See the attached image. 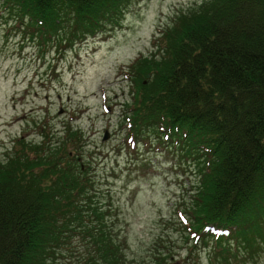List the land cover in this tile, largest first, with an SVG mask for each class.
Masks as SVG:
<instances>
[{"label":"trees","instance_id":"obj_1","mask_svg":"<svg viewBox=\"0 0 264 264\" xmlns=\"http://www.w3.org/2000/svg\"><path fill=\"white\" fill-rule=\"evenodd\" d=\"M128 1L0 5L72 44L121 24ZM130 67L133 137L177 147L198 167L188 231L213 244L210 259H253L250 250L264 245V0H203L176 14L151 53ZM42 135L37 143L18 139L0 159V264H53L72 235L91 247L80 264H130L109 218L111 204L69 149L79 131L67 126L54 142Z\"/></svg>","mask_w":264,"mask_h":264},{"label":"rangeland","instance_id":"obj_2","mask_svg":"<svg viewBox=\"0 0 264 264\" xmlns=\"http://www.w3.org/2000/svg\"><path fill=\"white\" fill-rule=\"evenodd\" d=\"M202 1L129 0L121 24L72 44L39 33L0 5V159L18 139L37 143L46 133L54 142L63 139L67 126L79 131L69 149L88 168L100 198L111 204L104 203L111 206L109 218L130 264L162 258L167 262L157 264H224L210 259L211 242L187 229L195 160L155 138L136 139L128 118L130 64L151 53L159 31L176 14ZM89 248L87 238L72 235L53 264H80ZM250 255L232 264H264V245Z\"/></svg>","mask_w":264,"mask_h":264},{"label":"water","instance_id":"obj_3","mask_svg":"<svg viewBox=\"0 0 264 264\" xmlns=\"http://www.w3.org/2000/svg\"><path fill=\"white\" fill-rule=\"evenodd\" d=\"M106 137H107V134L105 133V135H104L103 139H105Z\"/></svg>","mask_w":264,"mask_h":264}]
</instances>
